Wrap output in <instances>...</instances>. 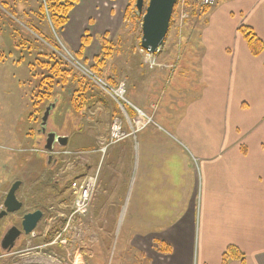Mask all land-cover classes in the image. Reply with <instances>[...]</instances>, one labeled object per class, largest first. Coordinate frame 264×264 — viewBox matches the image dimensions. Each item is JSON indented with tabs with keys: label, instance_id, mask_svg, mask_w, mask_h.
<instances>
[{
	"label": "rangeland",
	"instance_id": "rangeland-1",
	"mask_svg": "<svg viewBox=\"0 0 264 264\" xmlns=\"http://www.w3.org/2000/svg\"><path fill=\"white\" fill-rule=\"evenodd\" d=\"M122 1L80 0L67 25L56 31L49 14L40 12L45 0H0V210L16 181L22 182L17 197L23 203L20 212L0 219V264H154V250L162 242L131 226L129 186L114 208L97 207L102 175L134 176L138 162L136 156L130 158L129 142L121 161L112 155L111 126L116 119L127 121L90 73L112 86L125 84L126 98L153 124H162L159 116L169 117V110L189 101L184 100L188 92H196L198 107L214 108L217 102L219 108H235V97L205 99L214 88L208 89L198 72L210 58L204 29L243 23L235 17L226 24L221 16L222 10H236L238 0H218L205 10L178 0L165 44L155 54L141 48L143 14L137 1ZM186 11L188 18H183ZM84 39L89 44L82 51ZM208 43L217 48L211 39ZM74 60L83 67L73 66ZM45 76L53 80L50 86L43 82ZM223 89L239 91L254 107L264 101L257 74L232 86L219 84L217 90ZM144 102H152V108ZM53 104L43 133L45 111ZM124 130L131 136L123 142L134 138L138 145L136 134L129 127ZM52 133L70 142L65 149L56 144L51 157L44 151ZM89 179H96L95 194L86 215H75L73 184ZM37 210L44 216L35 231L22 235L11 252L3 251L8 229L21 228L22 217Z\"/></svg>",
	"mask_w": 264,
	"mask_h": 264
},
{
	"label": "crops",
	"instance_id": "crops-1",
	"mask_svg": "<svg viewBox=\"0 0 264 264\" xmlns=\"http://www.w3.org/2000/svg\"><path fill=\"white\" fill-rule=\"evenodd\" d=\"M235 8L222 10L224 22L238 17L243 23L204 29L210 58L198 72L208 89L214 88L205 99L235 97V108H219L217 102L214 108L198 107V95L188 92L184 100L189 101L180 109L169 110V117L159 116L162 124L136 134L138 145L133 138L110 148L121 161L123 145L129 142L130 158L137 157L138 167L126 178L103 174L97 207L114 208L117 197L124 195L122 189L129 186L131 226L170 247L168 254L154 250V264H223L229 248L238 249L244 260L228 264H264V101L254 107L239 91L217 90L221 83L232 86L256 74L264 87V56L253 57L239 33L241 26L259 28L263 37L256 34L264 43V0H238ZM64 38L69 41V32ZM143 105L152 108V102ZM129 116L135 122L133 109ZM124 125L130 129V123Z\"/></svg>",
	"mask_w": 264,
	"mask_h": 264
},
{
	"label": "water",
	"instance_id": "water-1",
	"mask_svg": "<svg viewBox=\"0 0 264 264\" xmlns=\"http://www.w3.org/2000/svg\"><path fill=\"white\" fill-rule=\"evenodd\" d=\"M177 1L178 0H149L146 5L145 0H137L136 8L140 14H143L141 41V48L143 50L155 54L164 45L169 33L170 23ZM54 107L55 105L53 104L45 111L41 124L43 133H46L45 126ZM68 140V137H57L55 133H52L48 136V142L45 149L52 152L56 144L60 147H66L68 145ZM21 185V181H16L11 186L5 198L4 211L0 214V219L7 215L16 214L22 210L23 203L19 201L17 197V192ZM43 216L44 214L41 210L25 214L21 220L22 229L13 226L8 229L5 234L1 242V248L3 251L11 252L22 235H31L37 228Z\"/></svg>",
	"mask_w": 264,
	"mask_h": 264
},
{
	"label": "built area",
	"instance_id": "built-area-1",
	"mask_svg": "<svg viewBox=\"0 0 264 264\" xmlns=\"http://www.w3.org/2000/svg\"><path fill=\"white\" fill-rule=\"evenodd\" d=\"M189 1L190 5L195 6L197 8L208 9L212 8L217 4L218 0H185ZM183 18H188V12L186 11L182 14ZM67 59V58H66ZM75 63L73 66L75 67H83L78 63V61L74 60ZM70 62V61H69ZM71 63V62H70ZM91 80L102 90V92L109 96L124 114L123 117L125 120L130 123V129L132 130V135L139 133L140 131L147 128L149 125L153 124V120L151 117L146 116L144 112L140 109L136 108L127 98V89L125 84L121 83L116 86H112L106 83L101 78L90 73ZM128 108H131L135 111L136 117L135 122L131 120ZM127 124V123H126ZM124 122L121 119H116L111 126L110 133V141L108 146L116 145L126 139H128L131 134H128L125 130ZM0 149L2 147L0 146ZM105 150V149H104ZM55 154V151L52 155ZM97 188L96 179L84 180L82 182H76L73 184L74 195H75V215H86V209L89 206L95 191ZM3 206V199L2 205ZM2 209V207H1ZM1 211V210H0Z\"/></svg>",
	"mask_w": 264,
	"mask_h": 264
},
{
	"label": "trees",
	"instance_id": "trees-1",
	"mask_svg": "<svg viewBox=\"0 0 264 264\" xmlns=\"http://www.w3.org/2000/svg\"><path fill=\"white\" fill-rule=\"evenodd\" d=\"M79 2L80 0H45V4L41 6L40 12L44 16L49 14V19L52 23V26L56 31H60L67 25L69 21L70 12L75 8L77 4H79ZM4 5L5 3L3 4V6ZM16 14L17 13L15 12L14 15ZM239 33L247 43L249 51L253 57L257 58L264 54V43L251 27L241 26L239 28ZM88 44V40L84 39L81 50L83 51L85 46ZM51 70L55 71L56 69L53 70L52 68ZM51 81L53 80L50 77H44L43 82L46 85L50 86L48 82ZM158 251L164 254H168L170 252V247L167 244L161 243ZM232 259H238L240 261H243L244 255L236 248H229L226 254L224 255L223 264H228V262Z\"/></svg>",
	"mask_w": 264,
	"mask_h": 264
},
{
	"label": "flooded vegetation",
	"instance_id": "flooded-vegetation-1",
	"mask_svg": "<svg viewBox=\"0 0 264 264\" xmlns=\"http://www.w3.org/2000/svg\"><path fill=\"white\" fill-rule=\"evenodd\" d=\"M41 132H43L42 129H41ZM57 137H58V136H57ZM60 148H61V147H60ZM49 159H51V158H49ZM49 161H50V160H49ZM0 213H2V212H0ZM7 216H8V215H7ZM7 216H5V217H7ZM20 229H22V228H20Z\"/></svg>",
	"mask_w": 264,
	"mask_h": 264
}]
</instances>
